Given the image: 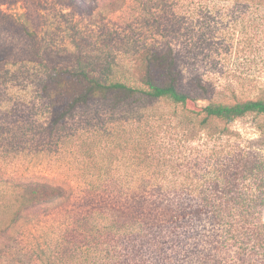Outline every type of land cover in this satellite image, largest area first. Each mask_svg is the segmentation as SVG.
<instances>
[{"label": "rangeland", "instance_id": "1", "mask_svg": "<svg viewBox=\"0 0 264 264\" xmlns=\"http://www.w3.org/2000/svg\"><path fill=\"white\" fill-rule=\"evenodd\" d=\"M189 2L0 0V217L8 222L19 207L15 201L28 197L29 184L62 185L70 198L22 212L20 221L0 234V264L264 263V202L257 200L235 217L163 218L162 228L146 231V244L129 237L139 222L119 229L127 218L108 206H120L121 186L139 180L147 146L172 134L163 119L146 123L141 111L167 113L166 105L133 101L112 107L97 101L78 108L64 124L49 123L52 102L76 91L73 82L59 77L50 83L51 74L84 68L94 76L131 84L142 47L165 48L169 42L179 58L180 87L198 99V106L208 100H264V48L256 49L252 24H238L229 37L222 23L211 45L191 52L183 43L191 20ZM251 5L264 10L263 0ZM215 12L225 14V8L213 7ZM211 31L206 25L205 36L211 38ZM197 82L208 93L195 89ZM47 84L52 99L43 94ZM227 128L229 137L217 134L205 144L202 135L191 142L186 147L193 149L189 158L200 153L218 158L238 174L231 187L249 200L264 198V115L248 114ZM94 204L105 207L96 210ZM230 222L239 223V241H228V250H216L214 242Z\"/></svg>", "mask_w": 264, "mask_h": 264}, {"label": "trees", "instance_id": "2", "mask_svg": "<svg viewBox=\"0 0 264 264\" xmlns=\"http://www.w3.org/2000/svg\"><path fill=\"white\" fill-rule=\"evenodd\" d=\"M254 2L255 0H190L191 20L188 21L184 45L191 52L203 49L216 39L220 24L225 23L228 26L226 33L230 37L237 31L236 26L247 20L252 24L255 39L259 42L255 46L256 49H263L264 10L260 6L251 5ZM213 7L225 8V14L218 12L212 14ZM179 25L178 28L175 25L176 34H179ZM206 25L211 27V38L204 34ZM104 72L108 75V72ZM57 77L63 81L73 82L76 91L59 103L52 102L49 109L51 126L64 124L78 108L97 101L104 106L112 107L127 105L133 101H139V104L160 103L170 110L160 114L141 111L146 123L149 119L154 122L163 119L172 134L167 137L161 136L160 141L154 140L156 144L152 148L151 145L147 146L148 151L145 149L142 155L143 165L139 166V180L121 186L123 199L120 206L115 204L108 206L118 210L122 217L127 218L120 225V230L126 229L123 225L132 227L139 222L138 230L129 233L131 239L137 238L142 244H146V231L150 232L156 227L162 228L160 225H163V218H170L172 222H176L186 220L189 214L196 215L198 219L220 215L235 217L243 215V211L246 212L249 206L252 207L255 200L259 203L264 202L262 197L249 200L241 194V190L238 193L235 187H231L232 181L238 176L234 174L231 166L226 168L218 158L213 160L214 156L201 153L191 160L189 156L193 149L188 151L186 148L192 147L191 142L202 135L206 137L205 144L217 134L229 137L227 126L235 120L248 114L264 115V100H247L230 104L208 100L206 104L198 106V99L184 92L180 87L182 72L179 58L170 42L165 48L142 47L139 52V68H135L129 78L131 84L109 76L103 78L94 76L84 68L58 70L50 75L49 82L52 83ZM194 87L201 89L205 94L208 93L207 87L200 82L195 83ZM50 91L48 84L43 87V94L48 99H52ZM219 124L226 126L219 128ZM224 161L229 163L227 158ZM242 175L247 179L249 172L246 171V174L242 173ZM26 190L28 197L22 203L15 201L19 207L12 210L10 213L12 217L8 222L4 224L0 217V234L18 223L23 216L22 212L70 201L69 194L62 185L29 184ZM174 196L178 201H173ZM23 204L27 206L21 208ZM104 207L103 204L95 206L96 210ZM239 222H245L244 218ZM149 228L151 230H146ZM225 228V233L217 237L214 242L216 250H224L232 246L228 241H232L233 245L239 241L238 222H230ZM226 234L230 235V238ZM158 237H154L153 243L160 239ZM220 239H222L221 245L216 243ZM168 259L171 261L172 258ZM221 264L228 263L223 261Z\"/></svg>", "mask_w": 264, "mask_h": 264}]
</instances>
